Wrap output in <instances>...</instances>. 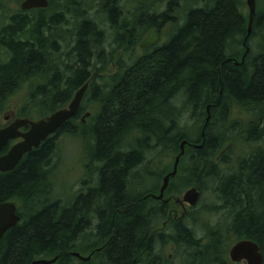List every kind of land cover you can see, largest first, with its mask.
Here are the masks:
<instances>
[{
  "label": "trees",
  "instance_id": "1",
  "mask_svg": "<svg viewBox=\"0 0 264 264\" xmlns=\"http://www.w3.org/2000/svg\"><path fill=\"white\" fill-rule=\"evenodd\" d=\"M7 1L0 0L3 16ZM79 8L75 0H49L44 10L8 11L0 27V113L24 83H30L29 98L20 115L29 117L25 111L35 107L43 118L65 108L88 84L78 116L13 171L0 173V203L16 204L20 217L1 239L0 264L55 257V264H171L174 259L234 264L226 249L242 240L258 245L264 264V37L258 38L257 53L252 45L264 28V9L256 4L248 38L244 0H168L159 15L140 8L133 32L137 42L149 28L170 24L165 54L145 51L104 77L112 56L102 51L97 25L89 20L58 29L68 16L87 15ZM99 8L120 33L122 14L115 0L102 1ZM58 34L75 39L64 57L56 52ZM245 40L250 53L235 67L227 60L239 59ZM86 110L88 128L79 116ZM235 110L250 113L246 126L233 120ZM62 135L85 140L89 161L99 165L97 178H90L96 185L83 180L86 189L67 202L53 198L49 173ZM183 141L202 147H185L165 194L192 187L202 193V184L209 182L216 204L205 214L193 209L171 222L167 233L154 234L152 225L167 216L168 204L144 199L149 192L133 193L129 185L137 181L131 184L130 174L147 154L176 157ZM238 142L246 150L229 162L224 147ZM172 167L150 174L156 182L150 193L159 192ZM203 214L198 237L197 223L189 225L188 219ZM73 252L92 259L80 262L70 256Z\"/></svg>",
  "mask_w": 264,
  "mask_h": 264
},
{
  "label": "rangeland",
  "instance_id": "2",
  "mask_svg": "<svg viewBox=\"0 0 264 264\" xmlns=\"http://www.w3.org/2000/svg\"><path fill=\"white\" fill-rule=\"evenodd\" d=\"M75 1H77L80 4L79 9L82 12L84 11L86 12L87 14L86 16L96 17V19L92 21L103 22L105 20L103 18V17H106L104 14L98 16V12L101 10L99 8V5L102 1L104 2L105 0H75ZM167 1L168 0H133V1L132 0H119V4H117V7L122 9L123 13L127 16H129L130 10L133 9L135 5H136L137 13L140 12L139 10L140 8H147V11H149V13L151 12L158 13L162 9H164ZM20 3L21 2L17 0H9L7 1L6 9L10 12H13V11L16 12L19 10ZM255 3L257 4V7H260V9H264V0H255ZM70 9H72V7H70ZM8 11H6L5 16H3L2 12H0V27L4 26V23L7 22L6 17L10 14V12ZM245 13H248L247 7L245 10ZM168 33H169V29H165L164 34L167 35ZM60 35L66 36L63 34H60ZM110 36L112 37V34ZM252 42H253L252 45L254 48V52L257 53L258 45L261 41L258 40V38H253ZM140 55L141 54H139L138 56ZM2 56L4 58V55ZM116 70H117L116 68L109 67L107 72L104 73L103 76L110 77L116 73ZM97 83L102 85L103 81H98ZM29 84L30 83L28 84L24 83L21 86V88L16 93H14L12 97L9 98L7 103L3 106V111L0 113L1 121H2V116H4L5 114H13L14 112L21 113V110L26 106L28 98H29L28 97ZM25 112H27L26 114L29 115V117H24V118H29L33 120L43 119V117L40 116L39 110L35 107H30ZM86 112L89 113L88 110H86L85 113ZM20 117H22V115H20ZM87 119L88 117L84 120V125L87 126L88 128ZM250 119H251L250 113L246 111L235 110L233 113V120H235L236 122H239L242 126H246L247 123H249ZM191 126L192 125L188 123L186 131H190ZM89 148L90 147L88 146V143L82 138L63 136V135L58 137L57 148L55 149V152L53 154L51 164L49 167L50 180L53 186V198L54 199H59V200H62L63 202L72 200L75 194H78L79 192L84 191V189H86V186L83 187L81 185V182L86 179L85 177L86 174H88L89 178L96 177L95 175L96 167L95 165L89 163L90 162L89 155H88ZM224 149H225V152H228V156H229L228 161L232 162L233 160H237L238 156H242V154H244V151L246 150V146L242 142H238L235 144H228L224 147ZM174 158L176 157L175 156L173 157L172 154L165 155L164 157H161L157 154L155 155L147 154L146 162H144V169H143L144 172H136V171L131 172L130 174L131 184H133V181H132L133 179L136 180L138 183L143 180V179L140 180L142 177L148 175L147 173L155 172V174H157L158 172L162 171L164 167L168 165L173 166L174 160H175ZM143 183H144L143 187H150L151 185L153 186L156 184L153 178H149V179L145 178ZM129 186H130V190L134 193L135 186H131V185ZM202 187H203V192L201 193V196L199 197V201L197 205L193 208L188 207V205L182 202V196L185 193V191L188 190L189 188L183 189L178 194L169 193L168 195H166L164 193V199L167 201L168 209H167V214H166L167 216L165 217L164 222L159 224V228L161 229L163 225L166 227L171 222L180 220V218L185 216L187 212H190L193 209L204 212V210L216 204V201L214 200V195L211 190L212 185L209 184V182H207L205 183V185L202 184ZM204 214L202 218H200L201 216L200 217L198 216L196 219V216H195V222L197 223L198 226H196L193 230L198 237H200L202 230H204V227H203L204 225L203 220H205ZM230 248L226 249V254L228 257H229ZM171 252H172V249L168 248L167 255L170 258L172 257V255L170 254ZM171 264H181V262L180 260L174 259L172 260ZM239 264H245V263L241 262Z\"/></svg>",
  "mask_w": 264,
  "mask_h": 264
},
{
  "label": "water",
  "instance_id": "3",
  "mask_svg": "<svg viewBox=\"0 0 264 264\" xmlns=\"http://www.w3.org/2000/svg\"><path fill=\"white\" fill-rule=\"evenodd\" d=\"M49 6L48 0H23L19 6L23 12L31 10H44ZM246 7L248 9V28L247 37H249L252 27L253 18L256 11L255 0H246ZM158 40L157 31L152 29L148 35L143 39L140 47H146L153 45ZM249 49L246 48L245 53L242 57L247 55ZM88 87V84H84L78 89L67 108L58 110L48 116L47 118L30 121L28 119H20L8 127L0 130V152L9 144L11 141L20 139L19 142L12 145L6 154L0 156V172L6 173L14 170L23 157L30 153L33 149H37L47 138L53 136L65 123L75 117L78 112L84 93ZM208 110V108H207ZM89 114H85L82 118L88 117ZM208 120V118H207ZM29 127L25 133H21L20 129ZM187 145V141H183L180 144V153L176 156L172 171L166 174L162 179V185L159 190L158 196H153L154 199L161 200L164 196V192L168 187L170 179L175 177L177 173V167L180 158L184 154V147ZM196 149H200L201 145H195ZM200 193L195 188H189L185 191L182 196V202L187 204L189 207H194L199 201ZM19 222V216L17 215V207L13 202L0 203V242L4 234L11 228L15 227ZM70 255L81 262H88L90 256L83 257L79 253L73 252ZM229 260L232 263L244 262L245 264H262L263 257L259 252V247L256 243L251 240H242L235 243L229 250ZM57 261V257L51 260L39 259L33 261L31 264H54Z\"/></svg>",
  "mask_w": 264,
  "mask_h": 264
},
{
  "label": "flooded vegetation",
  "instance_id": "4",
  "mask_svg": "<svg viewBox=\"0 0 264 264\" xmlns=\"http://www.w3.org/2000/svg\"><path fill=\"white\" fill-rule=\"evenodd\" d=\"M115 3L119 4V0H115ZM163 10L164 9H162L158 13H162ZM117 11L122 14V16L118 17V20L120 21V24L122 25V27L120 28L121 32L118 34L115 33L114 30L110 27V25L107 24L108 22H107L106 17H103L105 19L103 22H105V23L93 21V23H95L98 27L97 30H99V32L101 33V36L99 35V41L102 44L103 53L105 55L112 56V60L109 63L110 68H118V66L122 65V64H123V67H125L128 64L131 65L137 60V58H138L137 56L139 54H142L145 51H149L152 54H155V53L157 54L159 51H161V54H162L166 51L167 43H168V37L171 34L169 36L165 35L164 30L168 29L170 27L168 25H170V24L164 23L160 28H156V27L149 28L147 30V32L142 36L140 42H137L136 36L133 33L134 31H136V21H137L136 5L134 6L133 9L130 10L129 16L125 15L123 13L122 9H120V8H117ZM98 13H102V12L99 11ZM158 13H156V14H158ZM67 19L62 21V24H64V23L65 24L62 25L61 27H59L58 29L63 28L67 25L73 26V24L75 22L81 23L83 21H89V20L92 21V20H95L96 17L85 16V17H75V18L71 19V17L68 16ZM123 21H125V26H123ZM65 29H66V27H65ZM152 29H155L157 31V36H158L157 42L154 43L153 45L141 48L140 44L142 43L143 39L148 35V33ZM111 34H112V37L110 36ZM58 35L59 36L56 37V38H58V39H56V46H57L56 52H59L60 55L62 57H64L69 52L70 46H72V44H74L75 39H74L73 35H68V36H61L60 34H58ZM262 37H264V28H263L262 33H260V37H257V38H262ZM241 46L244 50H243V54H241L239 59L238 60H234V59H228L227 60V61L232 62V64L235 67H238L240 65V63H243L245 60V57L250 53V48L246 45V40L242 42ZM246 48H248L249 51H248L247 55L244 57V60L242 62V57L245 53ZM62 60H64V58ZM64 63H65V65H68L66 61ZM120 63H122V64H120ZM116 72H117V70H116ZM207 108H208V110H207ZM207 108H206V112L208 114L209 107H207ZM77 114L78 113H76L75 116H78ZM79 116H80V120H81L82 116L80 114H79ZM20 119H28L30 121H35L33 119L20 117V112L19 113L14 112L13 114H5L4 116H2V121L0 120V130L8 127L9 125L15 123L16 121H18ZM186 120H188V119H186ZM186 125H187V122H185V126ZM28 129H29V127H25L23 129H20V132L25 133ZM19 141H20V139H17L15 141H11L9 143L8 147L16 144ZM91 164H93V163H91ZM93 165H95L96 168H99L98 164L97 165L93 164ZM143 169H144V162H142L138 166V168L134 171L144 172ZM147 174L148 175H146L140 179V180L143 179L141 182H138L135 185L134 193L140 195V194L149 192V194L147 196H144V199L153 200L154 202H158L160 204H162V203L167 204V201L164 199V197L161 200H156L153 198V196H157L159 194V192L157 194L150 193V191L153 189L152 185L150 187H143L144 186V183H143L144 179L145 178H148V179L151 178V176H150L151 173H147ZM147 176H149V177H147ZM85 177H86V179H85L86 181L92 180L89 178L88 174H86ZM98 177H99V174H98ZM94 178H97V175ZM92 181L96 185L97 179L92 180ZM200 196H201V193H200ZM164 219L165 218L162 217V218L156 220L155 223L152 225V231L154 234H159V233H163V232L167 233L169 224L166 227L163 225L164 229H162L163 227H161V229L159 228V224L164 222Z\"/></svg>",
  "mask_w": 264,
  "mask_h": 264
},
{
  "label": "bare ground",
  "instance_id": "5",
  "mask_svg": "<svg viewBox=\"0 0 264 264\" xmlns=\"http://www.w3.org/2000/svg\"><path fill=\"white\" fill-rule=\"evenodd\" d=\"M48 1H49V0H48ZM85 84H87V83H85ZM87 89H88V87H87ZM87 89H86L85 93L87 92ZM85 93H84V96H85ZM84 96H83V98H84ZM82 100H83V99H82ZM88 114H90V113H88ZM201 136H203V135L201 134ZM181 143H182V142H181ZM181 143H180V144H181ZM6 147H7V146H6ZM6 147H5V148H6ZM179 147H180V145H179ZM8 149H9V147H7V151H8ZM179 149H180V148H179ZM7 151H6V153H7ZM6 153H5V154H6ZM3 155H4V154H3ZM26 155H27V154H26ZM1 156H2V155H1ZM20 162H21V161H20ZM89 163L91 164V162H89ZM12 171H13V170H12ZM0 173H1V172H0ZM6 173H9V172H6ZM84 181H86V180H84ZM156 200H157V199H156ZM17 215H18V214H17ZM18 216H19V215H18ZM188 220L190 221V222H189L190 225H192V223L195 224V221H192L190 218H189ZM19 222H20V217H19ZM19 222H18V223H19ZM191 222H192V223H191ZM18 223H17V224H18ZM13 228H14V227H13ZM11 229H12V228H11ZM9 230H10V229H9ZM80 255H81V254H80ZM70 256H71V255H70ZM81 256H83V255H81ZM88 256L91 257L90 260H89V261H91V259H92L91 254L88 255ZM88 256H83V257H88ZM71 257H72V256H71ZM73 258H74V257H73ZM75 259H76V258H75ZM57 260H58V258H57ZM76 260H77V259H76ZM78 261H79V260H78ZM89 261H88V262H89ZM80 262H81V261H80ZM88 262H83V263H88ZM55 263H56V262H55ZM55 263H54V264H55Z\"/></svg>",
  "mask_w": 264,
  "mask_h": 264
}]
</instances>
